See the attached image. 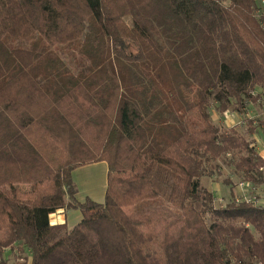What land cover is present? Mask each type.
<instances>
[{
  "label": "trees",
  "instance_id": "trees-1",
  "mask_svg": "<svg viewBox=\"0 0 264 264\" xmlns=\"http://www.w3.org/2000/svg\"><path fill=\"white\" fill-rule=\"evenodd\" d=\"M258 3L0 0V261L17 247L31 264H264V205L217 204L201 181L226 162L264 185V117L246 135L211 114L264 105ZM99 162L105 200H79L74 171ZM63 208L74 227L51 223Z\"/></svg>",
  "mask_w": 264,
  "mask_h": 264
},
{
  "label": "rangeland",
  "instance_id": "rangeland-1",
  "mask_svg": "<svg viewBox=\"0 0 264 264\" xmlns=\"http://www.w3.org/2000/svg\"><path fill=\"white\" fill-rule=\"evenodd\" d=\"M258 5L260 7H258V13L260 9L261 12H264V4L258 3ZM7 41L9 44L21 45L24 47H31L34 44L33 41H24L20 39L13 40L11 38H7ZM64 48V52H66L64 54L61 53V48H56V50H58V52L63 55V58L66 59V61L70 62L72 55L70 54V51L67 47ZM129 50L133 53L137 52V49L132 46L129 48ZM256 89V91L260 92L262 97H264V90L260 89V87ZM211 114L214 122L219 126H236L247 135L249 130L248 120L252 119L255 123L254 125H256L258 123L257 117H264V105L260 104L259 102H249L242 112L229 109L222 113L218 110L217 103H213L211 106ZM255 136H258V138L261 139L260 128H258ZM260 143L261 142H257V140H255V147H259ZM220 165L221 168L219 171L217 170L213 175H205L201 179L202 183L214 192L215 196L217 197L216 203L219 204L226 202L232 193L236 194L238 191H240V193H237V197L239 198H253L244 196L245 189H248L245 187H249V185H245L246 182L233 172V168L226 162H220ZM226 179L232 180V184L226 183ZM73 181L78 189L77 198L79 200H84L87 196H94L93 198L98 201L105 200L106 173L103 165L92 163L77 168L73 173ZM159 204L167 203L161 199L155 201L150 200L128 206L125 208V210L128 213H134L154 208ZM70 211H73V209H70Z\"/></svg>",
  "mask_w": 264,
  "mask_h": 264
},
{
  "label": "crops",
  "instance_id": "crops-1",
  "mask_svg": "<svg viewBox=\"0 0 264 264\" xmlns=\"http://www.w3.org/2000/svg\"><path fill=\"white\" fill-rule=\"evenodd\" d=\"M255 140H257V142H261L260 146L257 147L256 149L259 155L264 159V137L261 135V139H259L258 136H255ZM95 164L103 165V168L106 173V185H107V172H108L107 163L99 162ZM245 185H249V187H245L248 189H245L244 196L253 197V199L256 202L264 205V185L256 187V186H252L249 182H246ZM241 188H244V187H241ZM238 192L240 193V191ZM99 202H103V201L99 200ZM72 209L73 211H70V209L63 208V209H59L56 212L52 213L50 215L51 223L52 224L67 223V225L70 228L74 227L81 220L82 216H81V212L79 209H75V208H72ZM31 260H32V256L30 254V251H26L22 253L20 249H18L17 247L7 248L4 251L3 258H2V261H0V264H31Z\"/></svg>",
  "mask_w": 264,
  "mask_h": 264
},
{
  "label": "built area",
  "instance_id": "built-area-1",
  "mask_svg": "<svg viewBox=\"0 0 264 264\" xmlns=\"http://www.w3.org/2000/svg\"><path fill=\"white\" fill-rule=\"evenodd\" d=\"M261 1L263 2L262 4H264V0H261ZM260 89L264 90V88H260ZM254 93L256 94V93H259V92L258 91L257 92L255 91ZM261 99H264V97H261Z\"/></svg>",
  "mask_w": 264,
  "mask_h": 264
}]
</instances>
